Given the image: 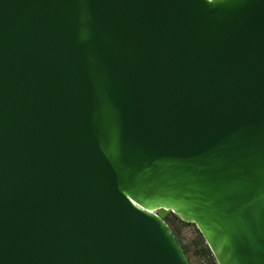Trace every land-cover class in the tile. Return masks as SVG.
Segmentation results:
<instances>
[{
	"label": "water",
	"instance_id": "obj_1",
	"mask_svg": "<svg viewBox=\"0 0 264 264\" xmlns=\"http://www.w3.org/2000/svg\"><path fill=\"white\" fill-rule=\"evenodd\" d=\"M264 264V0H0V264Z\"/></svg>",
	"mask_w": 264,
	"mask_h": 264
},
{
	"label": "trees",
	"instance_id": "obj_2",
	"mask_svg": "<svg viewBox=\"0 0 264 264\" xmlns=\"http://www.w3.org/2000/svg\"><path fill=\"white\" fill-rule=\"evenodd\" d=\"M175 219L177 220V222L179 223H184L186 225H195L194 223H189V222H185L183 220H181L177 215L174 214ZM166 221L169 223L170 227L174 230V232L176 233L178 239L180 240V242L182 243L189 259H190V255H189V246L184 244L182 242V239L180 238V232H178V229L172 224L173 222H171L168 216L165 218ZM175 219L173 220L175 223ZM196 226V225H195ZM196 238L193 240V246H194V253L196 255H198L200 258H207V264H218L211 249L209 248L206 240L204 239L203 235L201 234V232L199 231V229L196 227ZM194 264V263H193Z\"/></svg>",
	"mask_w": 264,
	"mask_h": 264
},
{
	"label": "rangeland",
	"instance_id": "obj_3",
	"mask_svg": "<svg viewBox=\"0 0 264 264\" xmlns=\"http://www.w3.org/2000/svg\"><path fill=\"white\" fill-rule=\"evenodd\" d=\"M169 217L172 224L178 229V232H180V238L182 239V242L189 246V255H190V261L192 264H207V258H200L198 255L194 253V246H193V240L196 238V226L195 225H186L182 223H178L177 220L174 217V213L169 212L166 217ZM165 217V218H166ZM175 219L176 223L173 221Z\"/></svg>",
	"mask_w": 264,
	"mask_h": 264
}]
</instances>
